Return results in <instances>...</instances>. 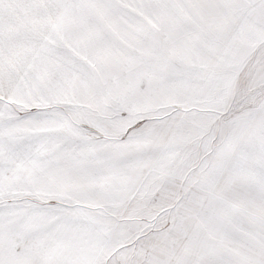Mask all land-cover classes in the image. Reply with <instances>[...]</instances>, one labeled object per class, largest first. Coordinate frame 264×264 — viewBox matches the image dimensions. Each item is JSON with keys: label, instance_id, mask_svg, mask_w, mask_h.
Segmentation results:
<instances>
[{"label": "snow or ice", "instance_id": "6c2138e0", "mask_svg": "<svg viewBox=\"0 0 264 264\" xmlns=\"http://www.w3.org/2000/svg\"><path fill=\"white\" fill-rule=\"evenodd\" d=\"M0 264H264V0H0Z\"/></svg>", "mask_w": 264, "mask_h": 264}]
</instances>
